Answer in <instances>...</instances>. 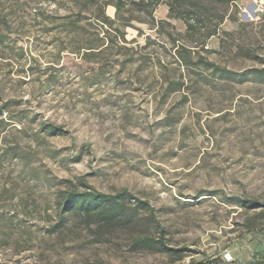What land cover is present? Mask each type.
<instances>
[{"label": "rangeland", "instance_id": "1", "mask_svg": "<svg viewBox=\"0 0 264 264\" xmlns=\"http://www.w3.org/2000/svg\"><path fill=\"white\" fill-rule=\"evenodd\" d=\"M127 2L0 0V264H264V0Z\"/></svg>", "mask_w": 264, "mask_h": 264}, {"label": "trees", "instance_id": "2", "mask_svg": "<svg viewBox=\"0 0 264 264\" xmlns=\"http://www.w3.org/2000/svg\"><path fill=\"white\" fill-rule=\"evenodd\" d=\"M86 5L94 6L97 4L111 5L113 4L116 8L115 13L120 15L122 10L126 9L128 4L127 0H114L111 2L110 0H85ZM130 3L138 6L141 11H145L148 7L149 0H128ZM190 0H151V3L154 5H159L161 2H167L169 5V15L174 18H181L187 27V32L190 37L194 38L196 34L199 32V27H197L200 21H204L202 19L203 16L206 15L207 11H202L201 9L190 8L187 6V3ZM193 6V5H192ZM194 7V6H193ZM102 9V7H101ZM149 11V9H148ZM196 13V14H194ZM204 13L203 16H201ZM211 11L208 7V21L210 19ZM96 18H99L97 14ZM100 19V18H99ZM109 19V16L106 15L103 21ZM101 20V19H100ZM217 33L216 29L211 30L207 37H211ZM227 33V31H226ZM52 131H54L56 126H51ZM89 190H85L82 192L79 191H70L64 197L63 200V210L67 211H79L83 216L88 218L89 220H93L95 216H97V220L95 221L97 225H113L116 223H122L126 218L129 212L128 201L130 200L132 194L127 189H122L116 193H104L98 191L96 189L88 186ZM136 198V197H135ZM137 199V207L140 209H151V204L149 201L136 198ZM152 210V209H151ZM90 223V221L88 222ZM159 243V240H156L152 237H137L135 240V244L138 247H156ZM260 262H257V264Z\"/></svg>", "mask_w": 264, "mask_h": 264}, {"label": "water", "instance_id": "3", "mask_svg": "<svg viewBox=\"0 0 264 264\" xmlns=\"http://www.w3.org/2000/svg\"><path fill=\"white\" fill-rule=\"evenodd\" d=\"M260 264V263H259Z\"/></svg>", "mask_w": 264, "mask_h": 264}]
</instances>
